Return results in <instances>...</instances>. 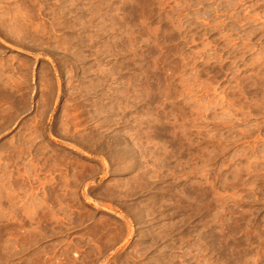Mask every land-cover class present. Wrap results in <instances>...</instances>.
Masks as SVG:
<instances>
[{
	"label": "rangeland",
	"instance_id": "1",
	"mask_svg": "<svg viewBox=\"0 0 264 264\" xmlns=\"http://www.w3.org/2000/svg\"><path fill=\"white\" fill-rule=\"evenodd\" d=\"M0 217V264H264V0H0Z\"/></svg>",
	"mask_w": 264,
	"mask_h": 264
},
{
	"label": "bare ground",
	"instance_id": "2",
	"mask_svg": "<svg viewBox=\"0 0 264 264\" xmlns=\"http://www.w3.org/2000/svg\"><path fill=\"white\" fill-rule=\"evenodd\" d=\"M120 157H123L127 160V162L130 164V166L135 167L138 163V159L135 156V153L131 148H128L125 151L120 152ZM108 196H112V193L109 192ZM128 213L132 214V216L135 219V222L139 225H146L147 224V217L149 216L147 211L144 210L139 204H136L135 206L128 205ZM3 217H0L2 219ZM3 218L2 220H4ZM5 222V221H4ZM6 223V222H5ZM3 224L6 226L7 224ZM144 237H149V234L144 235ZM153 240L155 242L158 241V238L156 236L153 237Z\"/></svg>",
	"mask_w": 264,
	"mask_h": 264
}]
</instances>
